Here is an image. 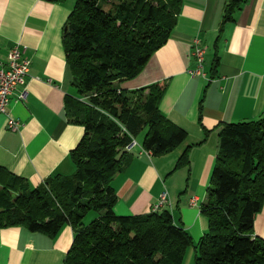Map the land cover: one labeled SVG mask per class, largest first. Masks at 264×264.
I'll return each instance as SVG.
<instances>
[{"label": "trees", "instance_id": "obj_1", "mask_svg": "<svg viewBox=\"0 0 264 264\" xmlns=\"http://www.w3.org/2000/svg\"><path fill=\"white\" fill-rule=\"evenodd\" d=\"M245 0H225L220 36ZM182 0H77L63 33L77 97L66 100L68 121L84 128L70 152L75 171L37 187L0 167V228L23 227L55 238L65 225L74 241L64 264H182L189 233L168 210L117 216L112 181L131 158L126 147L144 133L155 157L187 138L159 110L162 81L133 92L136 78L169 39ZM219 58L214 60V71ZM188 163L187 150L175 169ZM264 202V115L221 126L220 145L201 213L208 231L195 243L194 264H264V239L253 236ZM90 212L98 218L89 224Z\"/></svg>", "mask_w": 264, "mask_h": 264}, {"label": "crops", "instance_id": "obj_2", "mask_svg": "<svg viewBox=\"0 0 264 264\" xmlns=\"http://www.w3.org/2000/svg\"><path fill=\"white\" fill-rule=\"evenodd\" d=\"M76 1L0 0V69L15 45L22 46L31 61L26 84L15 93L25 90L26 100L13 99L8 108L21 124L19 131L8 130L6 116L0 115V167L26 179L31 187L56 175H72L70 152L84 135V128L70 123L66 114L67 98L77 93L63 33ZM182 1L167 42L136 78L118 87L133 92L166 82L159 110L187 138L171 153L155 157L140 154L143 132L136 139L138 148L111 185L117 195V216L150 213L167 193L170 204L164 210L197 243L208 231L200 206L216 164L221 126L264 115V0H245L221 36L225 0ZM195 39L206 49L205 78L190 74L197 68L192 55ZM216 56L219 65L214 71ZM186 150L188 163L176 170ZM253 236L264 239V202ZM73 241L70 225L55 238L23 227L0 228V264H64Z\"/></svg>", "mask_w": 264, "mask_h": 264}, {"label": "built area", "instance_id": "obj_3", "mask_svg": "<svg viewBox=\"0 0 264 264\" xmlns=\"http://www.w3.org/2000/svg\"><path fill=\"white\" fill-rule=\"evenodd\" d=\"M206 49L202 46L199 39H195L192 44V55L196 60L197 68L190 71L192 76L206 77L204 72ZM31 61L25 56V49L20 45H15L8 54V63L0 69V115L7 118V128L12 132L19 131L21 124L15 119L10 111L9 105L13 99L17 102H24L27 94L23 90L19 95L15 93L19 87H24L26 78L30 73ZM138 142L135 138L126 147L128 152L138 148ZM151 152L140 147V154H150ZM170 204L167 193H163L156 205L153 206L152 212H160ZM192 204H194L192 202Z\"/></svg>", "mask_w": 264, "mask_h": 264}, {"label": "rangeland", "instance_id": "obj_4", "mask_svg": "<svg viewBox=\"0 0 264 264\" xmlns=\"http://www.w3.org/2000/svg\"><path fill=\"white\" fill-rule=\"evenodd\" d=\"M141 136L142 134L138 136L136 139H139ZM95 217H96V213L90 212L84 219V223L89 224L95 219ZM195 256H196V249H195V243H194L193 245H190L189 247L186 248L182 264H194Z\"/></svg>", "mask_w": 264, "mask_h": 264}]
</instances>
